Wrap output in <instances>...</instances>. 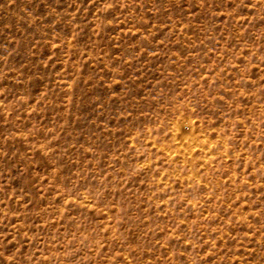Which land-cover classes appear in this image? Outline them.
Masks as SVG:
<instances>
[{
  "label": "rangeland",
  "instance_id": "rangeland-1",
  "mask_svg": "<svg viewBox=\"0 0 264 264\" xmlns=\"http://www.w3.org/2000/svg\"><path fill=\"white\" fill-rule=\"evenodd\" d=\"M0 264H264V0H0Z\"/></svg>",
  "mask_w": 264,
  "mask_h": 264
}]
</instances>
